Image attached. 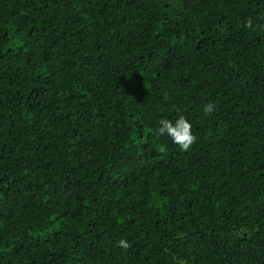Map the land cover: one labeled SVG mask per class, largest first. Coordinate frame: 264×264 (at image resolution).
Returning a JSON list of instances; mask_svg holds the SVG:
<instances>
[{"label":"trees","instance_id":"obj_1","mask_svg":"<svg viewBox=\"0 0 264 264\" xmlns=\"http://www.w3.org/2000/svg\"><path fill=\"white\" fill-rule=\"evenodd\" d=\"M0 264H264V0H0Z\"/></svg>","mask_w":264,"mask_h":264},{"label":"clouds","instance_id":"obj_2","mask_svg":"<svg viewBox=\"0 0 264 264\" xmlns=\"http://www.w3.org/2000/svg\"><path fill=\"white\" fill-rule=\"evenodd\" d=\"M203 111L205 114L212 113L214 104L205 105ZM192 127V123L187 117L183 114H178L175 119H161L155 131L162 137L167 136L173 144L186 150L196 139ZM120 245L127 247L126 241L123 240L120 241Z\"/></svg>","mask_w":264,"mask_h":264}]
</instances>
